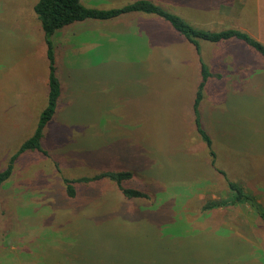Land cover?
<instances>
[{"label":"rangeland","instance_id":"374dc122","mask_svg":"<svg viewBox=\"0 0 264 264\" xmlns=\"http://www.w3.org/2000/svg\"><path fill=\"white\" fill-rule=\"evenodd\" d=\"M37 1L0 0V171L47 104L49 61ZM226 2L206 13L176 9L196 27L219 30L231 27L220 23ZM53 40L56 52L74 44L63 61L57 57L65 106L45 130L48 153H21L0 188V264H264V227L250 205L202 209L208 199L230 195L219 169L264 205V97L257 95L264 87L231 82L226 62L236 60L238 46L223 40L215 43L227 42L229 51L208 53L202 49L213 42L200 40L198 52L168 20L138 11L74 22ZM143 50L147 71L139 62ZM202 51L221 75L206 89L220 128L217 169L192 118ZM238 93L248 97L223 101ZM108 170L132 171L124 185L149 198H128L109 178L76 181V195L68 194L65 178Z\"/></svg>","mask_w":264,"mask_h":264},{"label":"trees","instance_id":"16d2710c","mask_svg":"<svg viewBox=\"0 0 264 264\" xmlns=\"http://www.w3.org/2000/svg\"><path fill=\"white\" fill-rule=\"evenodd\" d=\"M34 10L40 21V29L44 33L47 48L46 55L49 61L47 104L39 116L33 134L20 145L19 149L9 159L7 166L0 171V188L2 184L11 177L14 169V163L21 153L27 150H38L45 154L48 153L42 146V140L45 134L46 126L53 119L56 113L58 102L62 94V84L58 75L57 55L53 36L59 29H62L69 24L77 21H84L86 19L109 20L135 11L152 13L168 20L178 32L184 35L192 44L196 46L198 52H200V40L219 42L236 38L250 45L264 57V42L257 39L247 31L236 27H227L220 30L196 27L177 12L164 7L162 4L154 2L153 0H134L121 7L107 9L85 6L81 0H38L34 5ZM200 73L201 81L197 87L193 103L194 123L198 133L209 147L212 156V165L217 169V152L214 148L213 138L203 123L200 105L204 97V88L209 77H221V75L213 73L202 58ZM219 171H222L223 175L227 178L230 195L222 198L208 199L202 206V209L205 211L214 210V212H217V210L220 211L219 209L221 208L238 207L239 205L244 204L250 205L253 208L255 216H257L259 221L262 222L260 223V227H264V205L258 200L255 193L247 190L239 182L230 178L223 169H219ZM132 177V171L108 170L102 171L93 176H82L74 179L65 178L64 180L67 192L72 197L76 195L74 182L83 181L88 183L96 179L109 178L116 181L119 190L124 196L128 198L144 197L148 199L149 194L146 191L139 188L126 187L124 185V182Z\"/></svg>","mask_w":264,"mask_h":264},{"label":"crops","instance_id":"0c3cea01","mask_svg":"<svg viewBox=\"0 0 264 264\" xmlns=\"http://www.w3.org/2000/svg\"><path fill=\"white\" fill-rule=\"evenodd\" d=\"M81 1L85 6H88V7L107 9V8L121 7V6L131 2L132 0H81ZM154 1H156L157 3L162 2L160 4L174 6L175 12H177L178 14L183 16L189 22L194 23L192 19L182 15L176 8H179L182 6H189V7H192L194 9L198 10L199 12L206 13L205 11H211V9H214V6L216 5L217 0H202V1H200V0H154ZM226 1H227L226 6L228 9H226L224 11L223 17L220 18V23H228V24H231L230 25L231 27L243 29V30L247 31L248 33H250L251 35H253L254 37H256L257 39L264 42V0H234V1L226 0ZM218 2H219V0H218ZM249 16L254 17V19L251 20L254 24V26L252 25V27L248 23L249 22V19H248ZM56 33H58V31ZM70 40L71 39H69V41ZM141 40H142V37H141ZM228 40H229V42H228L229 44L235 43L232 48L238 46V48L234 51V55H236V60L226 62V67H228L229 64L232 67L230 69V72L232 75V76H230V78L232 79L231 82L237 81V80H243V81L248 82V80L250 79L252 82L257 84V88L260 86L264 87V66H260L258 64L259 54L256 53V50H254V48H252L250 45H248L244 41L239 42L240 39L232 38V39H228ZM236 40H239V41H236ZM226 43L219 44V43L213 42L212 43L213 46H211V47L208 46V44H205L204 48L202 50H205L208 48L207 49L208 53L212 52V51L223 53V52L229 51V46H228L229 44H226ZM71 46H74L73 42H68V43L64 42L61 49L57 50V52H56L57 57L60 55L61 59L63 61L65 55H67L69 53ZM73 51L76 53H74L71 58H76V55H78V52L76 49H74ZM197 56H198L197 60H196L197 65H199L201 67V58H202L207 63V65L209 66V68L211 69V71L213 73L219 72L216 68H214V64H211V61L209 59H207V57L204 56L203 51H202V53H198ZM248 56L257 57L256 62L253 63L252 61L247 59ZM146 58H147V53L145 52V50H143L141 55H140L139 62H141V65L144 66L145 71L152 68L146 64L147 63L145 60ZM263 61H264V58H263ZM65 66L69 67V64H66ZM260 70H261V73L259 72ZM58 75L61 79L62 94H61L59 102H58V107H57L56 113H55L53 119L48 123L46 128L52 123V121H54L55 119H59L62 116L64 106H65L64 94H66L65 91L67 89V83L65 82L62 75L59 73V66H58ZM211 77L217 78L216 76H211ZM210 79L207 80L208 83H207V86H205V95L202 99V102L200 105V110H201L203 123H204L206 129L208 130L209 134L211 135V137L215 141V139H216L215 136H219V129L220 128H219V124L216 121H214V114H213L214 113V111H213L214 110V104L210 100V98H208V95L206 94V89H208V93L210 92V90H209V87L211 85V83L209 82ZM198 81H199L198 83H200L201 77H200V79H198ZM198 85H197V87H198ZM253 86H255V85H253ZM197 87H196V90H197ZM196 90H195V93H196ZM195 93H194V97H195ZM263 94H264V92L259 91V94H257V95L260 96V98H263L264 97ZM240 95L248 97L246 94H241V93H238L234 97H232L231 95L230 96H224L223 95V101L225 103L236 102V99ZM250 95H251V93H249V97H250ZM209 96L212 97V95H209ZM194 97H193V102H192V106H191L192 107L191 108L192 113H193ZM192 118L194 120L193 114H192ZM226 146H228V145H226ZM228 147H230V146H228ZM216 226H218V225H216ZM198 236L199 235H197L196 237L193 236V238L196 239ZM184 238H185L184 240H186V239H189L190 237L185 236ZM213 238L214 239H222L218 235H214ZM233 242H235V240H233Z\"/></svg>","mask_w":264,"mask_h":264}]
</instances>
